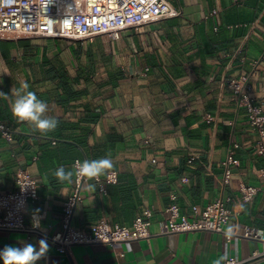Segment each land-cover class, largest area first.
I'll list each match as a JSON object with an SVG mask.
<instances>
[{"label":"crops","instance_id":"crops-1","mask_svg":"<svg viewBox=\"0 0 264 264\" xmlns=\"http://www.w3.org/2000/svg\"><path fill=\"white\" fill-rule=\"evenodd\" d=\"M169 1L181 16L126 28L119 37H0V91L9 97H0V120L13 131L12 141L0 131V188L14 189L21 168L39 180V198L29 201L26 222L32 225L40 209V231H60L75 176L60 184L54 171L106 156L114 168L100 179L110 171L117 179L105 183L106 192L97 180L84 181L72 225L90 229L101 219L131 225L151 211L147 238L115 247L79 244L62 254L46 237L50 251L37 264H214L221 255L248 259L264 252V241L243 236L246 226L264 228V196L244 201L240 190L241 183L264 186V160L255 151L257 134L246 109L225 83L248 74L264 108V0ZM17 90L35 92L48 104L46 115L59 122L55 131L42 135L13 117ZM231 150L239 165H231L226 183L223 162ZM173 193L187 215L193 205L228 199L237 236L226 243L212 230L160 233ZM43 237L0 231V250ZM247 264H264V254Z\"/></svg>","mask_w":264,"mask_h":264},{"label":"built area","instance_id":"built-area-1","mask_svg":"<svg viewBox=\"0 0 264 264\" xmlns=\"http://www.w3.org/2000/svg\"><path fill=\"white\" fill-rule=\"evenodd\" d=\"M217 13L218 9H214L213 14ZM181 15L182 10L169 0H0V37L44 36L73 40H85L102 34L119 37L120 31L126 28H138ZM225 83L233 90L238 106L246 109L250 126L257 134L255 151L264 160V108L256 102L254 85L249 75L228 77ZM206 119L212 121L214 117L207 115ZM0 131L6 140H13L12 129L1 120ZM192 160L193 157L189 159ZM223 165L224 180L228 183L232 175L231 165H239L233 150ZM259 173L264 179V166ZM116 179L115 171H110L104 181L99 178L97 181L100 183V190L106 192L105 183L114 182ZM86 180L87 178L75 177L74 193L64 203L63 227L53 235H48L26 222L28 203L39 198L40 184L30 170L19 169L15 188H0V231L39 232L55 243L58 252L62 254L68 253L74 245L104 243L115 247L120 242L143 239L151 235L150 210L137 216L131 225L101 219L90 229L73 226L72 217L78 203L82 201L81 188ZM182 181L187 182L188 178L184 176ZM240 190L244 201H252L259 193L264 196V186L241 183ZM171 198L174 202L167 208L169 215L160 223V233L212 230L222 233L226 243L237 236L236 227L230 225L231 210L227 206L228 199L223 196L205 207L193 205L191 215L182 213L176 203L175 193ZM243 236L264 241V228L246 226ZM263 254L262 251H255L248 259L230 255L225 264H247ZM118 255L123 256L124 253ZM0 264L3 263L0 261Z\"/></svg>","mask_w":264,"mask_h":264},{"label":"clouds","instance_id":"clouds-1","mask_svg":"<svg viewBox=\"0 0 264 264\" xmlns=\"http://www.w3.org/2000/svg\"><path fill=\"white\" fill-rule=\"evenodd\" d=\"M27 83L23 84V89H28ZM0 97L9 99L8 94L0 91ZM49 110L48 104L38 98L35 92L17 90L11 103V113L18 122H27L33 131H38L42 135H47L56 130L58 120L46 113ZM114 168V163L109 157L93 160H77L70 169L64 166L57 168L53 175L60 184H71L73 177L87 178V180H98L105 175L108 170ZM89 188L93 185L89 184ZM43 219L40 209H35L32 217V227L42 229L40 221ZM231 231V229H229ZM50 246L46 237L37 241L36 244L24 242L22 247L5 245L0 250V260L3 264H37L47 257ZM228 260L226 255H221L214 261V264H225Z\"/></svg>","mask_w":264,"mask_h":264},{"label":"trees","instance_id":"trees-1","mask_svg":"<svg viewBox=\"0 0 264 264\" xmlns=\"http://www.w3.org/2000/svg\"><path fill=\"white\" fill-rule=\"evenodd\" d=\"M64 87L68 90L70 88L69 86V81L66 80L65 83H64Z\"/></svg>","mask_w":264,"mask_h":264}]
</instances>
